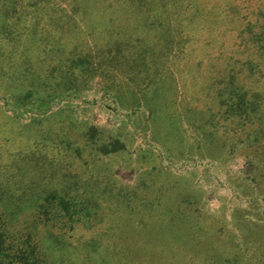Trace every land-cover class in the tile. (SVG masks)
I'll return each mask as SVG.
<instances>
[{
    "label": "trees",
    "instance_id": "obj_1",
    "mask_svg": "<svg viewBox=\"0 0 264 264\" xmlns=\"http://www.w3.org/2000/svg\"><path fill=\"white\" fill-rule=\"evenodd\" d=\"M0 89L25 111L87 95L109 112L81 129L80 113L32 133L1 124L0 264L260 263L110 160L131 148L125 119L143 116L145 137L181 155L245 144L264 180V0H0ZM124 191L135 206L105 204Z\"/></svg>",
    "mask_w": 264,
    "mask_h": 264
},
{
    "label": "rangeland",
    "instance_id": "obj_2",
    "mask_svg": "<svg viewBox=\"0 0 264 264\" xmlns=\"http://www.w3.org/2000/svg\"><path fill=\"white\" fill-rule=\"evenodd\" d=\"M0 95H3L2 91ZM92 100V97L87 95L80 98L59 97L44 103L39 109L28 107L25 111L15 100H9L6 104V100L0 98V126L7 124L12 130L19 128L18 132L29 130L32 133L31 127L41 120H46L52 113V122L46 125L53 127L62 114L69 120L80 113L81 129L92 119L109 116L108 111L93 108ZM18 113L20 115H17ZM259 116L260 121L264 120V114L259 112L254 118L258 120ZM124 124L127 125L124 132L131 140V148L127 152L112 155L110 160L111 166L119 170V176L123 175L126 180L134 183L135 179L141 177L147 183H155L160 192L157 196L161 200L165 195H171L176 206L185 210H204L202 220L207 223L213 221L216 226H225L223 230L226 235H223L222 239L230 241L227 243L230 251L245 259L251 255L262 256L259 264H264V180L258 179L255 183L254 175L251 174L250 159L246 158L247 153L245 148H242L245 144L239 145L243 155L235 157L236 148L228 145L224 149L219 146L218 150H213L215 156L223 154L220 157L202 159L181 155L185 147L183 143L162 145L145 137L148 123L143 116L129 117L125 119ZM227 138L230 140L228 144H232L236 137ZM189 143L190 140L186 142ZM197 143L195 141L191 148H195ZM129 195L124 191L117 198L113 195L105 197V204L117 199L118 206H135L131 201L132 196ZM151 195L148 194L147 197L152 199L156 196ZM229 235H232V239H227Z\"/></svg>",
    "mask_w": 264,
    "mask_h": 264
}]
</instances>
